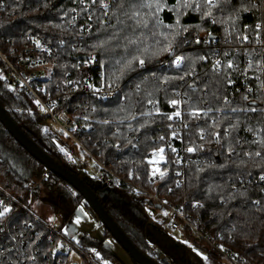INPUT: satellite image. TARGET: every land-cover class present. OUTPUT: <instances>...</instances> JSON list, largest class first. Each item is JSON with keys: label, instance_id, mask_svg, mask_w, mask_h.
I'll list each match as a JSON object with an SVG mask.
<instances>
[{"label": "trees", "instance_id": "trees-1", "mask_svg": "<svg viewBox=\"0 0 264 264\" xmlns=\"http://www.w3.org/2000/svg\"><path fill=\"white\" fill-rule=\"evenodd\" d=\"M80 1L5 0L0 6V39L20 48L25 45L29 34L40 35L55 45L64 43L55 82L48 84V93L54 92L56 97L60 96L62 87L56 90L55 86L60 84L67 71L75 67L74 61L92 55L99 58L105 65L108 83L120 88L118 95L102 102L74 96L59 109H65L75 117L87 113L84 117L90 119L92 129L80 136L82 144L93 155L105 160L121 177L151 192L155 187L149 183L147 155L149 150L159 147L155 143L159 134L167 132L163 113L168 104L179 91L185 95L187 111L204 109L207 104L212 111L192 119L187 135L191 137L197 154L209 157L212 162H205L200 167L190 166L183 188H176L174 177L170 176L160 186L159 195L175 203L184 200L201 203L197 214L212 235L220 236L223 245L244 264H264V181L259 180L264 168V155L255 157L260 147L250 139L241 140L240 135V129L246 128L259 134L258 141L264 140V123L251 113L230 117L229 110L233 106H226L224 102L227 77L212 68L217 48L226 52L241 51L242 43L238 37L244 35L253 42L255 25H264V6H260L259 0H255L256 8H251L250 0H232L233 7L240 11L225 9L222 12L215 7L209 9L204 0H159V9L157 0H105L113 5L107 10L108 16L105 18L98 6H93L96 16L94 29L80 34L76 27L70 26L73 10L82 8ZM121 3L125 4L122 10L117 7ZM197 3L200 8L196 7ZM149 4L152 6L148 7ZM242 6L250 7L251 11H243ZM208 11H211V16L205 14ZM65 17H68L67 22L63 21ZM212 35L219 41H212ZM197 40L200 42L196 43ZM176 56L185 58L182 67L163 66L164 63H172ZM72 57L76 58L71 60ZM140 59L145 61L143 65L139 64ZM128 61H132L131 68ZM180 76L184 79H176ZM154 103L158 105L156 108ZM0 104L21 130L56 162L74 173L77 164L86 170L87 165L76 155L78 148L71 145L60 131L47 127L46 122L50 119L37 110L32 96L10 87L8 70L2 60ZM86 104L91 108L88 109ZM220 113L224 116L219 117ZM79 123L82 122L79 120ZM230 124L238 127L233 130ZM225 129L229 133L227 136ZM203 133H207L205 140L200 139ZM215 133H220L219 143L213 138ZM230 148L234 149L231 156ZM246 150L252 153L251 159L243 154ZM70 154L78 160H72ZM93 164L100 173L97 164ZM45 171V167L32 158L0 123L2 186L23 195L32 189L34 199L44 202L50 212L63 215L60 230L70 226L71 208L81 203L99 221L84 198L60 177L51 174L49 179L37 184ZM82 172L79 176L99 195L100 189H95V182L89 180L88 173ZM102 189L106 195L99 197L104 208L132 243L146 256L165 264L154 254L148 241L147 209L154 207L150 205L151 200L143 194H132L129 189ZM23 215V212L19 214L21 220L26 219ZM105 236L112 237L106 229ZM77 243L87 250H98L102 259L108 261L109 254L101 242L83 237ZM40 247L45 254L47 244ZM207 253L209 264H220L221 258L216 253L208 249ZM40 262L51 263V260L41 257Z\"/></svg>", "mask_w": 264, "mask_h": 264}, {"label": "built area", "instance_id": "built-area-1", "mask_svg": "<svg viewBox=\"0 0 264 264\" xmlns=\"http://www.w3.org/2000/svg\"><path fill=\"white\" fill-rule=\"evenodd\" d=\"M4 3L5 0H0V6ZM80 3L82 8L73 11L70 17V26L76 27L80 34H85L94 29L96 16L92 11L93 6L90 0H81ZM88 17H91V20ZM63 21L67 22L68 17H65ZM211 22L213 23L214 20ZM36 41H39V46H37ZM215 41H219V39ZM241 43L242 52L238 49L226 52L223 48H217L213 56V70L225 74L228 81L225 92L227 94L225 97L227 102L224 101L225 105L238 109L235 113L229 110L230 117L251 113L239 111V109L249 108V105L264 108V91H262L264 90V70L257 64L258 61L260 64H264V52L261 51L264 49V32L257 37V30L255 29L253 42L241 39ZM247 45L248 47H246ZM63 46V42L55 45L37 34H29L22 48L10 41L5 44L0 39V60L8 70L10 87L14 90L29 93L37 110L49 117L64 137L78 148L80 153L82 152L87 159L97 164L100 169L99 179L102 187L105 189H129L132 194L147 196L151 200L152 206L159 207V209L166 212L172 230L180 231L183 234L187 233L193 241L205 245L208 250L218 254L228 264H244L223 245L220 236L216 238L203 224L202 218L197 214V209L202 207L201 203H189L187 200L175 203L159 195L160 186L170 176L173 175L174 185L180 189L187 183V171L190 166L197 165L200 167L205 162H212L209 157L198 155L196 150L191 153L187 151L189 147L195 148L187 132L191 120L198 118L191 116V111L185 110L184 93L179 91L175 95L174 100L179 101V104L172 105L171 102L168 104L166 111L163 113L166 116L167 132H161L155 139V143L159 147L152 148L148 152V179L149 183L155 187V191L151 192L149 189L136 186L133 182L121 177L111 169L105 160L99 159V155H93L82 144L80 136L92 129L90 119L84 117L87 113L75 117L65 109H59L60 105H63L74 96L102 102L111 100L118 95L120 88L108 83L105 67L97 56L79 57L74 61L75 67L67 71L62 76L60 84L55 86L56 90L62 87L60 96L56 97L54 92L48 93V84L53 85L55 82L56 68L60 63L59 56ZM225 53H228V55L225 56ZM75 58L72 57L71 60ZM217 61H219V64H217ZM229 61H232L233 64L231 69L228 68ZM249 62L252 63V67H249ZM183 63L184 61L180 67L183 66ZM163 66L166 68H170V66L180 68L169 62L164 63ZM256 77H259V79ZM89 85L93 87L90 88ZM244 97H247V99H244ZM253 100L258 105L251 104ZM36 101H39V104ZM153 105L155 108L158 106L157 103ZM87 108L90 109L91 107L88 106ZM206 108L207 104L204 105V109ZM176 111L181 113L180 116L174 115ZM155 114L160 115L158 112ZM203 115L201 113L199 118ZM169 116H172V119H168ZM223 116L224 113L219 114V117ZM79 120L82 123H79ZM240 131L241 140H259L257 132L253 133L246 128L240 129ZM116 132H119V129ZM202 136L205 140L207 133H203ZM160 137H164V139L161 140ZM213 138L217 139L215 135ZM161 148H163V153L159 152ZM117 150L119 151V147H117ZM247 153L251 152L246 150L243 154L248 157ZM161 155L164 157L163 160L160 159ZM155 169L164 172V177L161 178L159 172L153 175ZM51 174L49 170H46L37 184L49 179ZM31 191L33 190L31 189ZM31 191L23 195L22 193L10 191L0 184V201H4L12 207L14 216V221L11 224L6 223L5 226L8 235L0 233V264H106L100 258L98 250L93 249L95 251H92L80 247L72 239L69 232L60 230L59 225L45 220L43 216L34 211V194ZM21 212L25 214L23 215L26 217L25 220H21L22 216L19 217ZM20 232H23L24 235L20 236ZM9 236H16L17 239L11 240L8 238ZM37 236H39L38 240L36 239ZM31 241H35V243H30ZM43 243L47 244V249L43 252L45 254H42L40 247ZM221 246H223V250H221ZM3 249H13L12 254L9 255ZM73 253L80 257L79 263L71 259ZM96 253H99V256ZM26 256L35 257V261L25 259ZM41 257L48 261L51 260V263H41Z\"/></svg>", "mask_w": 264, "mask_h": 264}, {"label": "rangeland", "instance_id": "rangeland-1", "mask_svg": "<svg viewBox=\"0 0 264 264\" xmlns=\"http://www.w3.org/2000/svg\"><path fill=\"white\" fill-rule=\"evenodd\" d=\"M86 106L88 107L89 105L86 104ZM46 124L49 129L59 132L58 127L51 120H48ZM71 145H73V143H71ZM70 155L72 160H78L75 159V155ZM76 155L87 165L85 170L76 163V173L78 175L81 174L80 171H83L82 173H88L89 180L95 182V189H100L98 196L103 198L106 194L102 189L104 187H102L100 183V175L95 169L96 167L93 164L94 162L87 159L80 152H78ZM33 210L43 216L45 220L56 223L57 225H63V215H56L50 212V210L47 208V205L41 200L36 199V197L34 199ZM71 212L72 215L69 221L70 226L67 227L65 231L71 232V237L74 241L77 242L83 237H90L94 240H97L98 242H101L103 248L109 254L108 261L103 259L106 264H136L112 237L105 236V228L92 215L84 203L79 204L77 207L71 208ZM50 217H54V219H50ZM147 217L149 220V227L147 228L148 241L153 249L154 254L158 257V259H160L161 262H164L165 264H208V253L206 246L193 241L189 236L183 234L180 231L172 230L170 227V222L167 220L165 211L154 207H148ZM77 218L79 219V223L76 222ZM156 226H160L159 231L164 234L163 236L156 230ZM205 257H207V259H205ZM100 258L102 259L101 254ZM71 259L77 263L80 262V257L75 253L71 255ZM220 264L228 263L223 258H221Z\"/></svg>", "mask_w": 264, "mask_h": 264}, {"label": "water", "instance_id": "water-1", "mask_svg": "<svg viewBox=\"0 0 264 264\" xmlns=\"http://www.w3.org/2000/svg\"><path fill=\"white\" fill-rule=\"evenodd\" d=\"M212 41L218 40L217 36H210ZM0 123L6 131L17 141L28 154L38 161L41 165L49 170L52 174L60 177L68 183L75 191H77L85 200L86 204L97 216L101 224L111 234L112 238L123 248L136 264H160L152 258L143 254L132 243L124 231L109 215L103 206V203L96 193L84 179L77 173L56 162L51 156L45 153L37 143L21 130V128L13 121L7 110L0 104ZM152 206V204H150ZM159 209V207H156Z\"/></svg>", "mask_w": 264, "mask_h": 264}, {"label": "snow or ice", "instance_id": "snow-or-ice-1", "mask_svg": "<svg viewBox=\"0 0 264 264\" xmlns=\"http://www.w3.org/2000/svg\"><path fill=\"white\" fill-rule=\"evenodd\" d=\"M250 2H251V8H256L257 7V3L255 2V0H250ZM90 3H91L92 6H97L98 5V10L103 13V16L105 18L108 16L107 10L111 6H113V5H110L109 3H106L105 0H90ZM259 3H260V6H264V0H259ZM204 4L206 6H208L209 9L215 7V8H217L218 10H220L222 12L225 9H231L233 12L240 11V10L235 9L233 7L232 0H204ZM141 6H144V5H141ZM147 6L151 7L152 5L149 4ZM185 6L187 7L188 5L186 4ZM117 7L122 10L125 7V4L121 3V4L117 5ZM156 7L158 9L160 8L159 0H157V2H156ZM196 7L200 8L201 5L199 3H197ZM251 8L247 7V6H242V10L245 11V12L251 11ZM73 11H75V10H73ZM205 14L208 15V16H211V11H208ZM137 15H138V13H137ZM88 19L91 20V17H88ZM229 20L230 21L232 20V16L231 15L229 16ZM106 22L107 21L105 20L104 23H106ZM177 23L179 24V21H177ZM245 27L247 28V26H245ZM255 29L257 30V37H259L261 35V33L264 32V25L256 24L255 25ZM183 30L187 31V29H183ZM238 39H242L243 41H248V36L244 35L242 38L238 37ZM199 42H200L199 40L196 41V43H199ZM36 44H37V46H39V41H36ZM102 46L103 45H100V47H102ZM165 50L166 51H170V49H165ZM261 51L264 52V49H262ZM227 55H228V53H225V56H227ZM184 59L185 58L183 56H176L175 59L172 61V63L175 64L177 67H180V65L184 61ZM200 59H204V57H200ZM138 62H139L140 65H143L145 63V61L143 59H140ZM217 64H219V61H217ZM257 64L262 70H264V64H260L259 61L257 62ZM131 66H132V61H128V67L131 68ZM232 67H233L232 61H229L228 62V68L231 69ZM249 67H252V63L251 62H249ZM152 75L155 76V73H153ZM256 78L259 79V77H256ZM176 79L183 80L184 77L180 76V77H177ZM165 82H167V80ZM89 87L92 88L93 86L89 85ZM109 87H111V85H109ZM188 87L192 88V85H189ZM193 90H195V89H193ZM262 91H264V90H262ZM244 99H247V97H244ZM225 102H227L226 98H225ZM36 103L39 104V101H36ZM255 103H256L255 100H253L251 102V104H255ZM171 104L172 105H177V104H179V101L172 100ZM209 111H212V109L211 108H207V109L193 108L191 110V112H190V115L195 117V118H199L201 113H203L204 115H207V113ZM231 111L235 113V112L238 111V109L232 108ZM239 111H241V112H251L253 114H256L257 117L260 119V121L262 123H264V108H257V107H251L250 106L247 109H239ZM180 114L181 113L179 111H176L174 113V115L177 116V117L180 116ZM168 119H172V116H169ZM104 123H108V122L104 121ZM229 126L233 130H235L238 127L237 124H230ZM224 134H225V136L229 135L227 129L224 130ZM173 135H175V133H173ZM215 136L217 138V143H219L220 134L219 133H215ZM160 139L163 140L164 137H160ZM200 139L203 140L204 137L201 136ZM253 143L257 144L260 147V150L255 152V157H262V155H264V140L253 141ZM195 150L196 149L193 148V147L187 148V151L190 152V153L194 152ZM173 151H175V149H173ZM233 151H234V149H231V148L229 149V156H231ZM159 152L163 153V148L159 149ZM246 155L249 157V159L252 158V153H247ZM160 159L161 160L164 159L163 155H161ZM221 167H224V165H222ZM156 172H159V175H160L161 178L164 177V172H160L159 169H155L154 172H153V175H155ZM259 180L260 181H264V168L261 169V174L259 175ZM240 195L243 196L244 193H240ZM256 203H259V202H256ZM50 219H54V217H50ZM13 221H14V216H13L12 207L10 205L6 204L4 201H0V233H4L5 235H8L6 233V231H5L6 223L7 224H11ZM76 222L79 223V219L78 218H77ZM25 224H27V222H25ZM9 231H10V229H9ZM19 235L23 236L24 233L20 232ZM8 238L11 239V240H16L17 239L16 236H9ZM36 239L38 240L39 236H37ZM30 243H35V241H31ZM3 250L7 251L9 255H11L12 251H13V249H3ZM221 250H223V246H221ZM92 251H95V250H92ZM96 255L99 256V253H96ZM25 259H31V260L35 261V257H32V256H26ZM205 259H207V257H205ZM17 260H18V256H17Z\"/></svg>", "mask_w": 264, "mask_h": 264}, {"label": "crops", "instance_id": "crops-1", "mask_svg": "<svg viewBox=\"0 0 264 264\" xmlns=\"http://www.w3.org/2000/svg\"><path fill=\"white\" fill-rule=\"evenodd\" d=\"M159 227H160V226H156L155 228H156V230H157V231L163 236L164 234L161 233V232L159 231ZM159 233H158V234H159ZM207 262H208V264H209V259L207 260Z\"/></svg>", "mask_w": 264, "mask_h": 264}, {"label": "clouds", "instance_id": "clouds-1", "mask_svg": "<svg viewBox=\"0 0 264 264\" xmlns=\"http://www.w3.org/2000/svg\"><path fill=\"white\" fill-rule=\"evenodd\" d=\"M69 234H71V232H69Z\"/></svg>", "mask_w": 264, "mask_h": 264}]
</instances>
